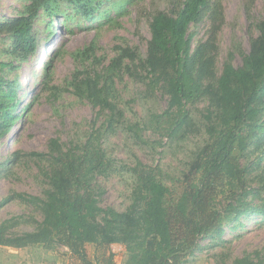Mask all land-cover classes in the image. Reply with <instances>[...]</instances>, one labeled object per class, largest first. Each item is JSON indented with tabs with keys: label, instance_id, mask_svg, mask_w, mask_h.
Masks as SVG:
<instances>
[{
	"label": "trees",
	"instance_id": "obj_1",
	"mask_svg": "<svg viewBox=\"0 0 264 264\" xmlns=\"http://www.w3.org/2000/svg\"><path fill=\"white\" fill-rule=\"evenodd\" d=\"M59 1L74 4L78 13L91 19L102 3L30 0L19 16L0 23V34L11 40L8 54L14 60H28L36 54L38 18L48 20L45 31L54 34ZM249 7L251 3L247 11ZM222 13L219 0L176 1L170 12L157 10L151 15L144 58L131 47L119 46L102 71L82 79L79 73L74 75L68 84L78 98L98 109L103 121L84 142L61 144L51 139L47 154H27L39 161L49 158L44 169L48 188L41 196L9 195L0 207L16 198L34 207L42 220L33 231L20 235L9 233L18 221H4L0 246H61L77 264H115L111 246L120 239L129 255L126 264H185L199 249V240L220 237L225 227L244 216L264 217V176L257 179L259 186L250 185V174L264 160V18L255 25L258 35L251 39L249 52L242 54L241 65L235 67L227 60L218 75L215 36L223 23ZM205 20L210 23L208 38L194 44L190 28ZM91 49L92 45L87 50ZM18 67L0 61V140L20 117L19 84L9 76ZM138 69L145 73L146 92L160 90L167 97V108L154 117L160 128L165 126L167 136L184 129L189 107L207 102L202 112L206 139L187 172L169 184L158 167L141 162L131 167L135 180L131 204L119 212L99 205L101 189L95 180L109 174L115 161L95 141L113 132L124 116L116 79L123 74L136 77ZM145 129L140 122L127 125L142 142ZM15 158L16 153L4 164ZM88 245L93 248L92 257ZM232 264H264V259L243 257Z\"/></svg>",
	"mask_w": 264,
	"mask_h": 264
},
{
	"label": "rangeland",
	"instance_id": "obj_2",
	"mask_svg": "<svg viewBox=\"0 0 264 264\" xmlns=\"http://www.w3.org/2000/svg\"><path fill=\"white\" fill-rule=\"evenodd\" d=\"M176 1L180 0H102L91 15L94 19L78 13L74 4L59 1L54 34L48 35L49 31H45L48 20L43 22L44 17L38 18L35 25L39 31L37 52L24 61L14 60L8 54L11 40L5 33L0 34V61L19 66L9 76L15 77L19 84L17 115H20L9 135L0 140V201L16 193L43 195L48 188L44 169L49 165V158L41 157L43 161H39L27 154H47L51 139H58L61 144L84 142L104 118L97 115V108L78 98L68 83L78 73V78L82 79L102 71L119 46L131 47L137 56L144 58L150 40L151 15L157 10L170 12ZM219 1L223 23L215 36L218 75L227 60L235 67L241 65L242 54L249 52L251 39L258 35L255 25L264 18V0ZM29 3L30 0H0V23L19 16ZM247 3H251L249 11ZM209 28L207 20L190 28L195 33L194 44L208 38ZM91 45L93 49L88 51ZM136 73V77L123 74L116 79L118 105L124 116L113 132L95 141L115 161L109 174L95 180V185L101 189L99 205L119 212L131 204L135 185L131 167L137 162L158 167L164 182L169 184L187 172L197 149L206 139L202 112L207 102L189 107L184 129L167 136L165 126L160 128L154 118L167 108V97L160 90L146 92L145 73L139 69ZM135 122L143 123L146 128L142 136L144 142L136 140L127 130V125ZM14 153L17 159L5 165L6 159ZM260 175L264 176V160L250 174L251 186H259ZM10 219L19 224L9 233L20 235L33 231L42 217L34 207L14 198L0 207V225ZM111 248L114 263L126 264L129 255L122 240H117ZM87 251L92 257V246L88 245ZM243 257L255 261L264 259L263 216H244L238 223L225 227L220 237L199 240V249L185 264H232ZM0 264L77 263L61 246L50 249L0 246Z\"/></svg>",
	"mask_w": 264,
	"mask_h": 264
}]
</instances>
